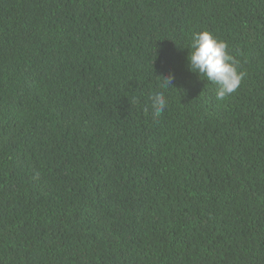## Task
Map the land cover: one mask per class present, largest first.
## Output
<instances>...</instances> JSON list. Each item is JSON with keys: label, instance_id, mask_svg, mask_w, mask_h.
I'll return each mask as SVG.
<instances>
[{"label": "trees", "instance_id": "trees-1", "mask_svg": "<svg viewBox=\"0 0 264 264\" xmlns=\"http://www.w3.org/2000/svg\"><path fill=\"white\" fill-rule=\"evenodd\" d=\"M0 264H264V0H0Z\"/></svg>", "mask_w": 264, "mask_h": 264}]
</instances>
